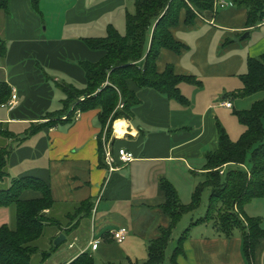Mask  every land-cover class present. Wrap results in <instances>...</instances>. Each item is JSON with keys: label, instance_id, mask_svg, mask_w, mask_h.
<instances>
[{"label": "crops", "instance_id": "0c3cea01", "mask_svg": "<svg viewBox=\"0 0 264 264\" xmlns=\"http://www.w3.org/2000/svg\"><path fill=\"white\" fill-rule=\"evenodd\" d=\"M133 11L134 0H40L38 11L31 0H9L7 10H0V41L5 46L0 81L7 83L17 98L14 106H0V128L23 137L30 125L48 122L49 114L62 109L65 94L61 87L85 88L80 63H97L105 55L90 50L83 40L106 37L108 27L124 35L125 15ZM246 19V10L237 7L206 11L190 23L185 22V12L180 13L170 32L181 48L179 52L161 49L156 70L161 74L171 67L176 76L186 78L178 85L186 102L128 82L139 104L130 120L120 119L111 126L115 131L116 123L122 121L125 129L123 134L114 132L116 171L108 172L100 154L107 127L98 120L99 110L80 113L71 122L63 115L53 119V126L22 141L6 140L5 146L11 147L7 160L10 178L35 177L49 187L54 207L45 215L54 223L52 237L55 240L64 234L63 242L70 241L67 248L73 245L68 250L74 254L59 257L56 264H68L85 252L94 264L147 260L148 243L170 225L162 210L165 196L161 181L167 180L177 193L178 184H185L191 198L204 181L205 155L217 150L218 127L235 142L244 128L230 112L248 110L264 98V93L233 97L242 89L247 61L264 54V20L246 28ZM223 101L230 102L232 108L222 107ZM118 149L132 153L134 160L121 165L116 158ZM227 168L224 165L219 173ZM190 173L196 175L194 180ZM198 175L203 176L201 182ZM40 197L38 192L25 191L21 198ZM87 200L92 203L90 216H73L75 207ZM251 206L244 208L245 214L260 218L264 226V213L258 214ZM118 228L128 231L121 244L109 235ZM178 239L169 242L167 259ZM91 242H97L96 249ZM176 262L264 264V239L247 260L239 232L227 239L211 224L198 225L188 232Z\"/></svg>", "mask_w": 264, "mask_h": 264}, {"label": "trees", "instance_id": "16d2710c", "mask_svg": "<svg viewBox=\"0 0 264 264\" xmlns=\"http://www.w3.org/2000/svg\"><path fill=\"white\" fill-rule=\"evenodd\" d=\"M40 0H31L38 11ZM9 0H0V10L6 11ZM215 0H134V11L125 15V33L120 35L108 27L104 38L84 39L85 45L93 51H103L105 55L97 63H80L86 77L84 89L74 86L61 87L65 94L62 109L49 114V121L41 125H30L23 137H17L8 130H0V136L8 140L22 141L34 135L43 127L54 125L63 115L68 122L73 121L75 111L86 113L99 110L98 120L102 127L111 126L116 120H130L132 110L139 104L128 82H133L140 89H152L159 94L181 103L186 100L181 96L178 85L186 81L185 77L176 76L171 67L159 74L156 61L161 49L179 52L180 45L173 39L170 29L179 21L180 13L186 15V23L193 18L213 9ZM232 7L245 9L247 12L246 28H253L264 20V0H229ZM5 56V46L0 41V57ZM242 89L233 97L245 98L264 93V54L247 61V73L241 77ZM11 89L0 81V106L10 99ZM122 109L116 110L118 103ZM234 115L244 128L239 139L232 142L227 133L218 127V147L213 153L205 155L204 181L194 189L190 202L182 204L176 189L162 180L160 189L165 196L162 210L170 219V225L160 230V235L148 243L147 260L140 264H177L176 257L182 253V245L192 227L211 224L224 238L233 237L239 232L243 253L247 260L259 243L264 239V228L260 218L249 217L244 208L252 200L264 199V98L252 104L250 109L236 111ZM52 119V120H51ZM54 119V120H53ZM101 157V145L99 144ZM8 147L0 148V183L7 185L0 189V209L13 208V227H0V264H31L36 256L34 243L40 240L49 224L45 211L52 210L54 202L49 187L35 177L25 176L10 178L8 169ZM249 164L242 169L241 166ZM227 169L222 175L219 169ZM1 184V185H2ZM209 190L206 212L203 217L190 223L183 231L172 255L167 259L166 250L172 239V231L184 214H191L199 209L201 196ZM25 191L38 192L39 199L23 200ZM92 211L90 200L79 203L73 216L88 218ZM71 216V215H70ZM54 239H52L53 242ZM59 246H52L56 250ZM46 259L42 258L44 261ZM68 264H94L88 253L78 255ZM136 264V263H135ZM139 264V263H138Z\"/></svg>", "mask_w": 264, "mask_h": 264}, {"label": "rangeland", "instance_id": "374dc122", "mask_svg": "<svg viewBox=\"0 0 264 264\" xmlns=\"http://www.w3.org/2000/svg\"><path fill=\"white\" fill-rule=\"evenodd\" d=\"M12 96H15V100L12 99ZM16 93L11 90V95H10V99L8 100V102L5 105H1V106H14L16 104ZM10 104V105H9ZM122 109V103L119 102L118 106L116 107V110H121ZM230 115H232V117H234L235 121L238 123L236 116L233 114V111L230 112ZM74 118H79L80 117V111H75V113L73 114ZM75 120V119H73ZM117 121V120H116ZM115 121V122H116ZM114 122V123H115ZM113 123V124H114ZM112 124V126H113ZM0 130H2L0 128ZM112 135H116L114 133V131H110V134L107 131V128L105 129V133L103 136L110 138L112 137ZM240 135H238V137L236 139H234L233 141H236L239 138ZM117 139V138H116ZM114 139V140H116ZM113 142V141H112ZM6 145V139L2 138L0 136V147H8L9 150V145ZM112 148V145H111ZM102 151V148H101ZM114 156V155H113ZM249 167L248 163H245V165L241 166L242 169H245ZM235 167H228L227 169H233ZM190 176V180H194V178L196 177L195 174L192 175V173L188 174ZM11 177V176H10ZM199 179L198 182H201L203 180V176L202 175H198ZM0 183V189L6 188V186H8L10 184V180H8V184L4 185ZM185 184H178V189H179V200L182 204H186L189 202V198H190V191L187 189V186H183ZM183 186V187H182ZM208 198H209V190L205 189L202 193L201 196V204L198 210H196L194 213L192 214H184L180 221L178 222L176 228L173 230V234H172V238H178L180 237L179 235L183 233L184 230H186L190 223H192L193 221L201 218L204 216L206 209L205 207H207V203H208ZM206 205V206H205ZM248 205H252L251 207L253 208V211H256L258 214H263L264 213V199H257V200H252L250 202V204ZM247 205V206H248ZM246 206V207H247ZM204 209L203 212H201ZM251 214V213H250ZM14 210L13 208L9 207V208H2L0 209V227L2 225H7L10 227H13L14 224ZM54 223H51L49 221L48 226L46 227L45 231L42 234V237L40 238L39 241H37L36 243L33 244L34 247L37 248V254L36 256L32 257L31 260V264H56V260L60 258H62L63 256H65L66 254H74L73 252H70V250H68V248H72V244L68 246V243L70 242L68 239L66 242L61 243V245L59 246V248H57L56 250H52V246L54 242H52L53 239V233H55L53 230L54 228ZM56 225H58V223H55ZM62 229L64 230L65 228L63 226H61ZM59 229V227H57ZM64 228V229H63ZM264 228V226H263ZM56 230V229H55ZM67 233V232H65ZM64 235V234H63ZM117 243V242H116ZM96 244V248H97V242H91L90 245ZM55 247V246H54ZM170 247V246H169ZM169 247H168V251H169ZM168 251H167V255H168ZM46 259L43 261L42 258Z\"/></svg>", "mask_w": 264, "mask_h": 264}, {"label": "built area", "instance_id": "2783aa9c", "mask_svg": "<svg viewBox=\"0 0 264 264\" xmlns=\"http://www.w3.org/2000/svg\"><path fill=\"white\" fill-rule=\"evenodd\" d=\"M229 7H232V4L228 0H215L214 5H213V9L216 12L222 9L229 8ZM12 99L15 100V96H12ZM221 106L225 107L226 109L232 108L231 103L228 101L221 102ZM116 138H117V135H112V137L110 138L103 136L101 139L103 161L106 167L108 168L109 173H112L113 171L117 170L115 167V158L113 156L112 148H111L112 141ZM116 158L121 165H126L134 160L133 154L126 151L125 149H118L116 153ZM109 235L112 240H114L118 244H121L126 240L128 231L125 228H118L116 230L110 231ZM91 247L92 249H96V244L91 245Z\"/></svg>", "mask_w": 264, "mask_h": 264}, {"label": "bare ground", "instance_id": "6f19581e", "mask_svg": "<svg viewBox=\"0 0 264 264\" xmlns=\"http://www.w3.org/2000/svg\"><path fill=\"white\" fill-rule=\"evenodd\" d=\"M115 129H116L115 130L116 133H119V134L125 133L124 123L122 121L117 122L115 125Z\"/></svg>", "mask_w": 264, "mask_h": 264}, {"label": "water", "instance_id": "95a60500", "mask_svg": "<svg viewBox=\"0 0 264 264\" xmlns=\"http://www.w3.org/2000/svg\"><path fill=\"white\" fill-rule=\"evenodd\" d=\"M9 150H11V147H9ZM64 241V236L63 235H60L59 237H57L55 240H54V243L53 245L55 247L61 245V243Z\"/></svg>", "mask_w": 264, "mask_h": 264}]
</instances>
